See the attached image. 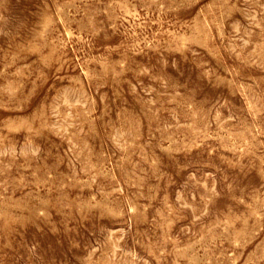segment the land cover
Wrapping results in <instances>:
<instances>
[{
	"label": "rangeland",
	"instance_id": "1",
	"mask_svg": "<svg viewBox=\"0 0 264 264\" xmlns=\"http://www.w3.org/2000/svg\"><path fill=\"white\" fill-rule=\"evenodd\" d=\"M0 264H264V0H0Z\"/></svg>",
	"mask_w": 264,
	"mask_h": 264
}]
</instances>
